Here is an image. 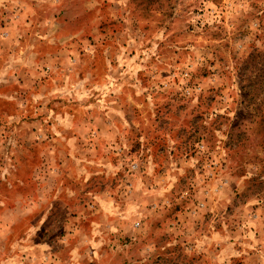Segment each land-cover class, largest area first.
<instances>
[{"label":"rangeland","instance_id":"374dc122","mask_svg":"<svg viewBox=\"0 0 264 264\" xmlns=\"http://www.w3.org/2000/svg\"><path fill=\"white\" fill-rule=\"evenodd\" d=\"M0 264H264V0H0Z\"/></svg>","mask_w":264,"mask_h":264}]
</instances>
